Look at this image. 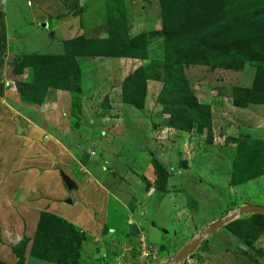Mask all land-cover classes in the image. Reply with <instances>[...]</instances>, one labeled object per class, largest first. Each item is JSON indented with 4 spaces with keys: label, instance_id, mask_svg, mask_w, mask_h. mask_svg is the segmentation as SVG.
<instances>
[{
    "label": "rangeland",
    "instance_id": "1",
    "mask_svg": "<svg viewBox=\"0 0 264 264\" xmlns=\"http://www.w3.org/2000/svg\"><path fill=\"white\" fill-rule=\"evenodd\" d=\"M251 1L247 0L248 7ZM96 3L106 7L96 26L92 27L96 19L83 20L81 7L67 21L51 20L60 30L46 31L48 47L28 49L42 57L39 65L64 57L72 42L105 38L109 27L125 31L122 45L139 35L135 44L141 46L133 57L74 54L75 66L69 61L63 64V73L58 71L54 80L61 87H53L70 92L66 110L70 125L66 119L65 127L71 129L70 135H47L45 146H22L21 154L13 152V160L27 158V148L61 145L66 146L69 161L61 165L56 159L53 167L51 163L37 167L41 176L50 165L55 179L44 184L35 178L28 187L21 183L4 200L5 206H13L16 220L5 219L1 225L0 248L8 254L0 264H264V214L249 208H264V51L259 52L264 41L240 35L237 43L222 50L233 59L221 67L210 59L209 64H182L186 93L190 104L195 103L174 104L178 96L162 88L167 68L162 63L161 11L154 26L148 22L150 11L131 15L121 0H86L95 11ZM246 5H241L242 17L264 14V4L248 15ZM137 15H143L147 26L141 17L135 19ZM232 21L234 17L223 24ZM41 30L30 34L31 46L42 44ZM26 54L14 50L0 57V112L12 117L21 113L23 122L50 105H43L44 95L35 96L30 104L19 98L14 82H31L34 76L23 58ZM141 69L145 77L135 76L131 88L138 103L134 105L122 98L125 77ZM166 108L177 109L175 126L169 124L172 110ZM21 121L15 132L22 130ZM25 135L30 143V135ZM112 150L127 167L104 162V154ZM47 155L34 153L36 159L48 160ZM91 159L101 163L97 175L104 177L89 176ZM10 170L14 174L24 168ZM64 171L75 180L71 188L62 183ZM92 180L115 197L108 199L106 212H98L82 198ZM205 230L196 246L177 259L181 248Z\"/></svg>",
    "mask_w": 264,
    "mask_h": 264
},
{
    "label": "crops",
    "instance_id": "2",
    "mask_svg": "<svg viewBox=\"0 0 264 264\" xmlns=\"http://www.w3.org/2000/svg\"><path fill=\"white\" fill-rule=\"evenodd\" d=\"M96 4L97 10L95 11L90 7V5L86 4V0H0V57H3V54L12 52L14 50H19L22 53L30 54V52H32L33 50L35 51V49L37 48H43L45 45H48L49 43L48 41H46L48 38H46V35L48 34L46 31H51L50 33H54L57 29L60 30V27L56 28L57 26H55V29L52 26L53 24L51 20L53 18H56L59 22H63L62 20L67 21L68 17H71L78 13V9L80 7L85 11L83 20H87L88 22L93 23V19H96L92 27L96 26L95 24L101 21L102 18H104L103 15L105 14L106 10L105 5L103 7L102 4ZM121 4L131 15L139 14L143 10L150 11L152 16L148 20V22L151 21L154 26L158 25L160 10L157 0H121ZM93 16L94 18H92ZM137 17H141L142 19L139 18V20L144 22L147 26V22L143 18V15H137L135 16V19ZM39 29H42L40 34H38V37H42V44L35 47L31 46L32 39L30 38V34L32 32L39 33ZM90 29V27L86 28V30ZM47 47L48 46L44 48ZM29 48H31L30 52L28 50ZM46 90L47 91L43 96L44 99L42 100V102L43 105H45L46 102H48L46 103V105H50L46 109L41 110L40 115L38 113H31V118L33 120L25 118L26 120H28V122H23L21 113L20 115L15 112L13 114L14 117H12L9 114L4 115V112H0V237L2 239L4 237L3 228L1 226L3 221L10 218L11 222H14L16 220L14 217L15 213L12 212L14 210L13 206H5L4 200L10 199L13 190L19 187L21 183H23L24 186L28 187L29 184L34 185L32 184V181H34L35 178L37 183L44 184L49 182V178L51 177L55 179L56 172L50 169V165L47 173L41 176L37 175L39 171L36 170L37 167L45 166L46 164L50 163L51 167H53V163L56 162V159H58V162L61 165L65 163V161H69L70 154L67 152L66 146L61 145L46 146L43 147V149L42 147H39V150H36L42 151V153L44 154L47 153L48 160L36 159L34 157V153L36 151L32 147L27 148V158H22L17 162L13 160V152L18 151V153L21 154L20 150L25 149L22 146H45L48 143V141L46 140L47 135L54 136L57 135V133L61 132H63V134H67V136L70 135L69 133L71 132V129L69 127H67V129L65 128L67 126L66 119L68 121L66 110L67 108H69L68 97L70 92L67 90L61 91L54 87H47ZM49 90H51V92H49L50 96H47ZM21 106L29 108L26 105L21 104ZM5 116L7 117L5 118ZM19 121H21L22 123V130L20 131V129L18 128L17 132H15L14 127L16 125H19ZM25 133H28L30 135V143L26 142L27 135H25ZM32 134L34 136H32ZM67 136L64 139H66ZM38 141H40V144ZM41 142H44V144H42ZM11 146L15 147L10 151ZM88 155L93 156L90 154ZM104 156L105 158H107V161L104 162L110 164L113 168L127 167L126 164L124 165V163L122 162L124 160H122L121 156H119L118 153L115 154V150H112L111 154H104ZM44 157L45 156L41 158ZM91 160H93V162L92 165H90L91 174L89 176L104 177V174L97 175L100 174L101 163L96 162L94 159ZM14 167H23L24 170L23 172L17 171L13 174L11 173L10 168L13 169ZM110 171L111 173H114L113 170L110 169ZM65 173L69 180H71V182L74 184V178L67 172ZM85 195L86 198H84ZM82 198L85 202L88 198V202L86 203L90 207L96 208L98 212H106L108 199L113 200L115 197L109 195L104 187L97 186L92 180V186L89 188V191L86 190V193L82 195ZM100 217H102V215H100ZM7 254V252L3 251L0 248V259H4L2 257Z\"/></svg>",
    "mask_w": 264,
    "mask_h": 264
},
{
    "label": "trees",
    "instance_id": "3",
    "mask_svg": "<svg viewBox=\"0 0 264 264\" xmlns=\"http://www.w3.org/2000/svg\"><path fill=\"white\" fill-rule=\"evenodd\" d=\"M159 0V8L161 11V37L164 45L163 65L167 70L162 76L163 87L169 94L174 93L177 102L174 104L185 103L190 106L192 99L186 93L185 82L182 80L181 65L187 63H205L209 64L207 59L212 60V65L219 66L231 61L233 57L224 55V50L232 42L237 43L238 37L249 34L260 37L264 41V14H250L248 18L241 15V5H246L247 15L253 8L261 7L264 3L261 0L251 1L248 7L247 0ZM241 3V4H240ZM257 3V4H256ZM240 4V7H239ZM240 16V20L237 19ZM234 17L232 23L223 24L224 20H230ZM242 18V19H241ZM237 19V20H236ZM139 37V35H137ZM137 36L130 38L126 46L122 45L125 39V31L120 29L118 32L110 29L103 39H95L92 43L80 39L77 43H71L70 51L60 57H54L53 62L37 63V60L42 57L38 55L26 54L24 59H28L26 65L33 71V79L30 82H22L17 80L16 85L19 98L29 104L33 98L38 96L42 98L48 86L61 87L56 84V76L58 71L63 73L65 63H73L75 66L73 55L79 56H94V55H115L119 57H130L137 55V47L135 41ZM236 39V41L234 40ZM79 43V44H78ZM86 43V44H85ZM128 44V45H127ZM264 51V48L259 52ZM199 52V53H198ZM15 58V57H14ZM224 59V60H222ZM221 61V62H220ZM225 61V62H223ZM23 62H25L23 60ZM210 63V64H211ZM19 67V66H18ZM143 69L129 73L125 79L128 83L125 84L122 98L131 104L138 105L134 99L136 92L132 90L134 80L145 77ZM139 76V77H138ZM49 79V80H48ZM51 79V80H50ZM133 79V80H132ZM144 85L141 81L138 85V92L143 98ZM185 92V93H184ZM182 94V95H181ZM141 101L139 104H141ZM195 101V100H193ZM169 114V124L175 126L177 120L174 118L178 112L176 108ZM187 128V127H186ZM185 129V128H184ZM237 161V160H235ZM238 163V162H235ZM246 164V163H245ZM244 165V164H242ZM235 182V180H233Z\"/></svg>",
    "mask_w": 264,
    "mask_h": 264
},
{
    "label": "water",
    "instance_id": "4",
    "mask_svg": "<svg viewBox=\"0 0 264 264\" xmlns=\"http://www.w3.org/2000/svg\"><path fill=\"white\" fill-rule=\"evenodd\" d=\"M61 178L63 183L65 184L66 188H71L73 183L71 182V180H69V178H67L65 175L61 174ZM250 210L255 211V212H260L264 214V208H258L255 206H250L249 207ZM243 210V209H242ZM207 231H205L204 233L200 234L197 239L195 241H193L189 246H184L183 248H181V250L177 253L176 258L180 259L183 255L187 254L190 250H192L197 242L202 238V236H204V234Z\"/></svg>",
    "mask_w": 264,
    "mask_h": 264
},
{
    "label": "bare ground",
    "instance_id": "5",
    "mask_svg": "<svg viewBox=\"0 0 264 264\" xmlns=\"http://www.w3.org/2000/svg\"><path fill=\"white\" fill-rule=\"evenodd\" d=\"M205 231H206V230H205ZM205 231H204V232H205ZM204 232H203V233H204Z\"/></svg>",
    "mask_w": 264,
    "mask_h": 264
}]
</instances>
